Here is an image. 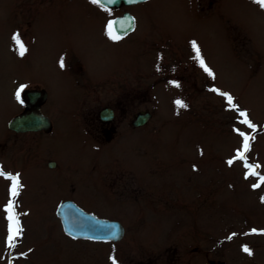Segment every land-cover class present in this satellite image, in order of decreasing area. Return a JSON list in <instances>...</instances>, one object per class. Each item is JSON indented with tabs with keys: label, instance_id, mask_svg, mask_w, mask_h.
<instances>
[{
	"label": "rangeland",
	"instance_id": "obj_1",
	"mask_svg": "<svg viewBox=\"0 0 264 264\" xmlns=\"http://www.w3.org/2000/svg\"><path fill=\"white\" fill-rule=\"evenodd\" d=\"M8 9L11 0H0ZM129 9L136 31L118 41L105 18H94L104 10L91 0L63 2L60 28L36 22L23 57L0 35V168L19 174L22 186L13 198L0 177V264H112L113 256L117 264H264V185L252 187L258 178H245L243 161L227 163L242 148L239 129L254 137L246 160L264 176V8L254 0H146ZM193 41L215 78L199 66ZM76 57L92 74L87 88L69 72ZM27 81L48 87L56 122L49 136L31 134L39 143L30 151L11 146L7 127ZM106 105L117 108V133L102 145L75 116ZM141 110L152 116L134 128ZM66 198L120 220L123 238L67 235L56 213ZM12 199L22 232L9 248Z\"/></svg>",
	"mask_w": 264,
	"mask_h": 264
},
{
	"label": "flooded vegetation",
	"instance_id": "obj_2",
	"mask_svg": "<svg viewBox=\"0 0 264 264\" xmlns=\"http://www.w3.org/2000/svg\"><path fill=\"white\" fill-rule=\"evenodd\" d=\"M68 1L69 0H11V9L6 11L0 10V35H7L6 39L8 47H16L17 45L12 37L14 33L18 32L28 48L31 44V30L36 22H41L46 19L50 22H55L56 27L60 28V21L62 19L60 13L61 4ZM140 3L142 2L128 4L122 1L118 5L109 6L100 2V4L96 5L100 6L104 12L106 11V15H103V12V16L96 15L94 18H105L106 23L108 24L110 21H114L117 17L124 15L125 12H130L134 18L135 27L129 32L119 34L122 39H124L134 33L137 28V17L129 7H133ZM3 32L5 34H3ZM85 64L86 63H84L82 59L76 57V60L72 63L71 68L69 69L70 74L75 76V84L82 85V88H87L88 81L92 80V74L87 70ZM183 66V70H185L187 67L185 64H183ZM13 76L14 79L18 77L20 78L21 74L16 73ZM167 76L174 77L175 74L170 73L167 74ZM21 89H23V91H20L19 102L10 112L11 115L7 120V127L12 138L10 141L11 146L15 145L13 146L14 148L28 149V151H30L31 148L29 147L31 144H34L35 148V145L39 143L37 142V138L33 137V139L30 140V138H32L31 134H40L42 136L41 139L49 136L54 133L56 122L52 118V112L46 107L50 97V91L45 83L40 81H27ZM81 94L90 95L91 92L90 90L86 92L84 89ZM104 107H102L99 112H93L88 109L84 111L83 108H79V110L76 111L77 115L75 116V119L80 122V124L77 123V126L82 132L87 133L92 139L94 138V141L102 145L108 144L117 133V127L112 124V121L117 114V108L115 109L112 107L113 115L111 118H105L104 114H102V109ZM77 109L78 108H76V110ZM136 113L130 121L131 126L134 128L140 127L139 125L137 126L133 124V119ZM18 116H28L30 120L27 119V125L24 123L23 126H20L19 128L11 127L12 120ZM28 126L31 128H28ZM53 161L52 158L47 159L50 167L55 168L57 163L54 161V164H51ZM104 172L107 173L105 170Z\"/></svg>",
	"mask_w": 264,
	"mask_h": 264
},
{
	"label": "snow or ice",
	"instance_id": "obj_3",
	"mask_svg": "<svg viewBox=\"0 0 264 264\" xmlns=\"http://www.w3.org/2000/svg\"><path fill=\"white\" fill-rule=\"evenodd\" d=\"M91 2L93 4H100V0H91ZM109 3H115L116 0H108ZM130 2H135V0H130ZM255 3L259 4L262 8H264V0H254ZM102 6V5H101ZM107 10V9H106ZM134 23V18H129L127 21H110L107 26H106V33L108 35V37L110 39H112L113 41H118L120 40L122 37L117 34V31L115 29V25L116 24H120L121 28L125 27V24H127V27H132ZM126 30V29H125ZM13 41L15 42V44L18 47V54L23 57L25 55V53L27 52V47L24 44L23 40L21 39L20 34L14 33L13 37H12ZM192 43V47L196 53L195 55V59L198 61L199 66L211 77L215 78L214 73L212 72V70L206 65V63L204 62L203 58L200 55V49L199 47L196 45V42L193 41ZM60 67L63 68L64 67V61L63 59L60 60ZM175 83V86L179 87V84L176 82H172ZM20 91H23V89H20ZM210 91L212 92H216L221 96L226 97V101L228 103V105L231 106L232 109H237L238 110V106L236 104H234L233 102V97L228 94V93H224L221 92L219 89L216 88H212L210 89ZM17 99H19L20 97V92L18 91L16 93ZM178 107L180 108H185L187 107L182 101L177 100L175 102ZM239 115L243 118L240 122L247 125L249 128L254 129L255 125L248 119V114L245 111L239 110ZM235 131L237 132L238 135H240L243 139V143H242V148L237 150L236 156L234 159H230L227 161V163L229 165H232L233 163H235L236 160H240L244 162V167L248 170L246 172V176L245 178H248L249 176H255L258 178V182L254 183L252 185V187L254 189L260 188L262 185H264V176H261L256 169L260 166L258 165H252L247 163L246 160V154L247 152L250 150V141L254 139L253 136H250L244 132H241L239 129H235ZM0 177H4L7 180H9L11 182V186H10V194L13 198L17 197L19 195L20 189H21V184H20V178H19V174L13 175L10 173H6L3 171L2 168H0ZM262 201H264V197H262ZM5 211L8 213L7 215V220L10 222L9 224V232L10 235L8 236V246L9 248H13L15 247V243L14 241L21 235L22 229L20 227V221L17 217V214L15 212V200L12 199L9 201V203L6 206ZM254 233L257 231L256 229L252 230ZM264 234V233H262ZM233 236H235L236 234L233 233ZM113 238H116L115 233H113ZM232 237L230 236L229 239H231ZM245 253H247L248 255H252V251L249 247L244 246L242 249ZM26 255V254H25ZM110 259L112 260V264H117L116 258L110 257Z\"/></svg>",
	"mask_w": 264,
	"mask_h": 264
},
{
	"label": "water",
	"instance_id": "obj_4",
	"mask_svg": "<svg viewBox=\"0 0 264 264\" xmlns=\"http://www.w3.org/2000/svg\"><path fill=\"white\" fill-rule=\"evenodd\" d=\"M105 4L112 5L108 0H101ZM123 0H116L114 4L118 5ZM127 3L130 0H124ZM141 1V0H135ZM132 16L126 13L124 16L118 17L115 21H127ZM115 29L118 33L127 32L133 27H127L125 24L124 28H121L120 24H116ZM126 29V30H125ZM105 118H111L113 110L110 107H106L102 110ZM150 112H139L134 120L136 125L145 123L150 117ZM30 120L28 116H18L11 122V127L19 128L26 123V120ZM28 128H31L28 126ZM53 164V163H52ZM57 215L60 217L63 229L66 233L73 237H86L92 239H111L119 240L125 232L124 225L116 219L99 217L91 212L86 211L80 207L74 200L65 199L63 200L56 209ZM115 233L116 238H113Z\"/></svg>",
	"mask_w": 264,
	"mask_h": 264
}]
</instances>
